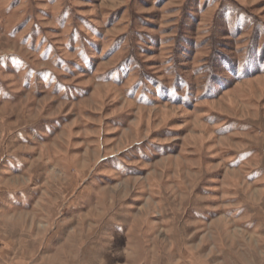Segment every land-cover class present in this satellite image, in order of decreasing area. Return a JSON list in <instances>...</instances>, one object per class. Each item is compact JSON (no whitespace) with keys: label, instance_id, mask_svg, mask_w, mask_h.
<instances>
[{"label":"rangeland","instance_id":"obj_1","mask_svg":"<svg viewBox=\"0 0 264 264\" xmlns=\"http://www.w3.org/2000/svg\"><path fill=\"white\" fill-rule=\"evenodd\" d=\"M6 243L263 264L264 0H0Z\"/></svg>","mask_w":264,"mask_h":264},{"label":"crops","instance_id":"obj_2","mask_svg":"<svg viewBox=\"0 0 264 264\" xmlns=\"http://www.w3.org/2000/svg\"><path fill=\"white\" fill-rule=\"evenodd\" d=\"M251 218V217H250ZM251 223V221L249 222ZM251 226V225H250ZM249 226V227H250ZM7 243L0 246V264H34L35 257H16V250L11 249Z\"/></svg>","mask_w":264,"mask_h":264},{"label":"built area","instance_id":"obj_3","mask_svg":"<svg viewBox=\"0 0 264 264\" xmlns=\"http://www.w3.org/2000/svg\"><path fill=\"white\" fill-rule=\"evenodd\" d=\"M264 264V263H263Z\"/></svg>","mask_w":264,"mask_h":264}]
</instances>
